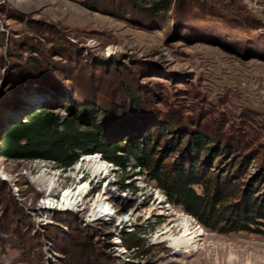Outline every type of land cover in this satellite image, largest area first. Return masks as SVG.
Here are the masks:
<instances>
[{"label": "rangeland", "instance_id": "374dc122", "mask_svg": "<svg viewBox=\"0 0 264 264\" xmlns=\"http://www.w3.org/2000/svg\"><path fill=\"white\" fill-rule=\"evenodd\" d=\"M212 1L222 9L240 3L264 22V0ZM93 5L97 7L88 0H0V134L9 124L25 121L43 101L53 99L35 90L36 83L26 81L36 77L39 63L23 67L26 78L22 79L16 69L12 71L15 66L9 55L16 39L23 44L33 37L48 42L37 30L52 27L75 43L82 56L91 52L106 61L119 55L126 62L134 57L157 65L159 71L147 75L165 87L170 105L178 100L185 114L204 108V122L235 134L246 144L244 150L262 152V53H238L200 35H172L163 23H136L117 15L111 6ZM90 155L62 169L51 160L0 154V264H101L97 263L100 257L112 264H264V236L204 228L148 181L133 159L124 167L108 166L99 153ZM97 163L103 165L99 170ZM80 181L87 187L72 198L70 208L47 205L50 198L60 199L63 191ZM98 200L106 203V210L95 207ZM54 212L69 219L56 220ZM122 229L142 230L144 245L128 249L120 240ZM48 230L78 232L79 241L87 238L91 244L75 240L61 250Z\"/></svg>", "mask_w": 264, "mask_h": 264}, {"label": "trees", "instance_id": "16d2710c", "mask_svg": "<svg viewBox=\"0 0 264 264\" xmlns=\"http://www.w3.org/2000/svg\"><path fill=\"white\" fill-rule=\"evenodd\" d=\"M88 1L93 7L94 3L111 6L117 15L136 23H163L172 35H200L238 53L264 55V22L240 3L222 9L212 0ZM37 33L48 42L33 37L23 44L16 39L10 47L12 71L25 79L22 68L39 63L36 77L26 81L53 99L43 101L25 121L2 130V156L51 160L62 169L96 152L121 167L133 159L148 181L204 228L264 236V148L263 153L244 150L246 144L235 134L203 121L202 107L185 114L178 100L170 105L165 87L147 75L159 71L157 65L134 57L126 62L119 55L106 61L91 52L82 56L60 31L45 27ZM213 169H217L214 183ZM53 214L56 220L69 219L60 212ZM53 231L47 235L54 233L61 250L75 240L91 244L87 238L79 241L78 232ZM140 233L122 229L120 240L128 249L138 250L144 245ZM99 259L97 263L112 264Z\"/></svg>", "mask_w": 264, "mask_h": 264}, {"label": "bare ground", "instance_id": "6f19581e", "mask_svg": "<svg viewBox=\"0 0 264 264\" xmlns=\"http://www.w3.org/2000/svg\"><path fill=\"white\" fill-rule=\"evenodd\" d=\"M93 156L88 154L87 157H84V159H90L92 158ZM103 165H101V163H97L95 168H97L96 170H99ZM95 170V169H94ZM82 182L80 181L79 182V185L74 187V188H67L65 191H63L62 195H61V198L60 199H57L56 201L54 199H49L47 201V205L48 206H52L54 204V206H62V207H66V208H70L72 206V204L74 203V201H72V198L75 196V198H77L84 190L85 188L87 187V183H83L81 184ZM52 188V181H49V184H48V191H50ZM51 200V201H50ZM100 200L96 201V206L95 207H99L100 210H103V209H107V205H105L106 203L105 202H101ZM53 207V206H52Z\"/></svg>", "mask_w": 264, "mask_h": 264}, {"label": "clouds", "instance_id": "9594fccd", "mask_svg": "<svg viewBox=\"0 0 264 264\" xmlns=\"http://www.w3.org/2000/svg\"><path fill=\"white\" fill-rule=\"evenodd\" d=\"M103 160L106 161V162L109 163V164L111 163V162H109L108 160H105V159H103ZM111 164H112V163H111ZM112 165H113V164H112ZM108 166H111V165H108Z\"/></svg>", "mask_w": 264, "mask_h": 264}]
</instances>
